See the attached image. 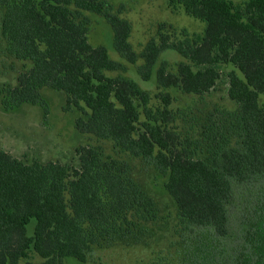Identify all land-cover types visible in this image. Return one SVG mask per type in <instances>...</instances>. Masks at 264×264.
<instances>
[{"label":"trees","instance_id":"obj_1","mask_svg":"<svg viewBox=\"0 0 264 264\" xmlns=\"http://www.w3.org/2000/svg\"><path fill=\"white\" fill-rule=\"evenodd\" d=\"M169 1L204 20L205 33L190 37L184 30L185 37L172 42L168 37L151 39L141 53L145 63L139 73L149 80L160 53L173 49L188 62L179 65L178 74L162 65L159 85H181L187 93L203 95L216 86L221 65L233 64L229 96L238 110L230 127L237 131L238 145L222 132L225 144L215 138L221 149L215 157H195L188 147L179 148L174 132L163 128L170 120L167 108L152 110L147 106L150 95L136 81L105 74L124 65L111 59L106 47L89 42L88 20L78 19L83 10L104 14L114 29L116 50L131 63L138 59L129 41L130 22L112 13L105 0H0L8 52L33 63L19 75L17 86L0 89L1 104L5 111L37 104L47 117L50 108L42 88L64 91L65 110L82 112L76 119L81 133L112 138L144 156L168 176L166 187L181 219L211 226L224 236L234 182L264 173V107L259 102L264 94V0ZM162 97L169 105L170 95ZM136 98L144 104L143 122ZM76 153L80 168L56 161L27 164L0 150V264H64L68 256L87 263L97 234L117 233L130 223L131 210L141 208L142 219L155 217L154 201L124 176L127 168L90 144ZM32 219L36 226L30 235ZM32 252L42 260L33 261Z\"/></svg>","mask_w":264,"mask_h":264},{"label":"rangeland","instance_id":"obj_2","mask_svg":"<svg viewBox=\"0 0 264 264\" xmlns=\"http://www.w3.org/2000/svg\"><path fill=\"white\" fill-rule=\"evenodd\" d=\"M111 12L131 24L129 38L138 54L136 63L129 62L114 45V29L104 14L83 10L79 20H88V40L93 46L107 48L111 59L124 65L123 69L106 70L109 77L123 76L134 80L141 90L150 95L147 104L152 110L168 109L170 120L163 128L174 132L179 148L188 147L195 157H215L220 148L215 138L225 144L226 134L232 145H238L236 129L230 127L238 104L229 96L231 63L221 65V76L216 86L206 94L185 92L181 85L162 87L157 73L162 65L178 74L179 65L188 59L173 49L160 53L149 80H144L139 67L145 63L141 53L151 39L160 42L163 37L175 41L203 35L207 23L188 14L181 4L169 0H105ZM244 0H235L242 3ZM76 11L74 6L71 7ZM4 10L0 11V89L17 86L18 77L32 67V61L11 55L8 41L2 32ZM196 69V68H195ZM50 112L44 117L43 108L25 103L5 111L0 96V150H5L27 164L56 161L74 168L81 162L76 149L88 145L100 149L104 158L110 156L127 168L124 174L154 201L155 217L142 219V209L128 214L130 223H124L117 233L97 234L88 253L87 263L68 256L64 264H264V173L245 182H234V197L228 204L227 234L219 235L211 226H195L181 219L177 202L166 187L168 176L162 174L142 155H134L112 138L83 134L76 128V119L82 116L77 108L65 110L66 93L51 87L41 90ZM170 95L166 104L163 95ZM259 102L264 107V94ZM143 122L144 104L135 99ZM213 137H209V134ZM218 143V144H219ZM69 199V195H67ZM144 214V212H143ZM36 220L28 224L33 234ZM33 261H41L31 253Z\"/></svg>","mask_w":264,"mask_h":264}]
</instances>
